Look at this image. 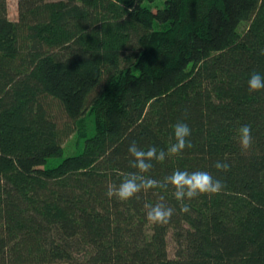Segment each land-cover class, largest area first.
Returning <instances> with one entry per match:
<instances>
[{"label":"trees","instance_id":"obj_1","mask_svg":"<svg viewBox=\"0 0 264 264\" xmlns=\"http://www.w3.org/2000/svg\"><path fill=\"white\" fill-rule=\"evenodd\" d=\"M156 1L18 0L14 21L0 0V264H264V90L247 86L264 0ZM177 123L191 147L153 162L161 187L109 198L128 147L166 150ZM72 137L81 151L44 167ZM176 169L224 188L182 213ZM157 203L167 224L146 220Z\"/></svg>","mask_w":264,"mask_h":264},{"label":"clouds","instance_id":"obj_2","mask_svg":"<svg viewBox=\"0 0 264 264\" xmlns=\"http://www.w3.org/2000/svg\"><path fill=\"white\" fill-rule=\"evenodd\" d=\"M249 93L264 90V74L253 72L247 80ZM252 129L249 125H242L238 129L239 143L241 148L247 150L252 143ZM191 129L186 123L173 125L171 143L167 149H158L152 146L147 150L138 147L135 143L128 147L131 157L130 165L136 171L131 172L121 180L118 186H109L106 195L109 198H116L119 201H128L137 196L141 191H149L161 187V182L147 176L153 166V162L163 163L168 158L182 156L186 148L191 147ZM217 170L228 171L230 165L227 162L218 161L215 164ZM164 185H171L174 189V199L181 204L182 213L189 212L187 201H191L202 195H214L220 193L224 185L221 180L214 179L206 171L189 172L176 169L171 175L164 178ZM146 220L155 225L167 224L172 215L173 209L165 207L162 203L146 205Z\"/></svg>","mask_w":264,"mask_h":264},{"label":"rangeland","instance_id":"obj_3","mask_svg":"<svg viewBox=\"0 0 264 264\" xmlns=\"http://www.w3.org/2000/svg\"><path fill=\"white\" fill-rule=\"evenodd\" d=\"M165 1L166 0H157L153 4V6L155 7L154 10H156V7H163ZM8 12L11 20L16 21L18 19V0H8ZM87 123H88L87 126L91 127V121L88 120ZM80 151H81V146L77 145L75 137H72L65 144L62 156L51 158L44 167H48V168L55 167L59 165L63 161V159L72 155H77ZM169 251H170V255L173 256L174 254L173 246L170 245Z\"/></svg>","mask_w":264,"mask_h":264}]
</instances>
